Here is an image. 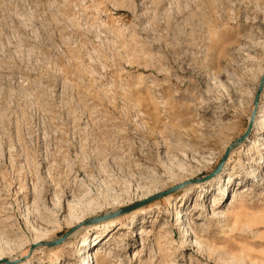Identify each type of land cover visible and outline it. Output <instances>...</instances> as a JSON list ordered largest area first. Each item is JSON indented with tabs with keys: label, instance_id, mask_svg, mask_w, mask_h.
<instances>
[{
	"label": "rangeland",
	"instance_id": "1",
	"mask_svg": "<svg viewBox=\"0 0 264 264\" xmlns=\"http://www.w3.org/2000/svg\"><path fill=\"white\" fill-rule=\"evenodd\" d=\"M262 69L264 0H0L6 256L34 227L45 242L73 230L70 205L85 222L211 174L248 129ZM262 127L208 191L124 216L97 245L91 229L30 249L27 264H264Z\"/></svg>",
	"mask_w": 264,
	"mask_h": 264
},
{
	"label": "bare ground",
	"instance_id": "2",
	"mask_svg": "<svg viewBox=\"0 0 264 264\" xmlns=\"http://www.w3.org/2000/svg\"><path fill=\"white\" fill-rule=\"evenodd\" d=\"M263 76H264V69H262L261 71H260V79L262 80V78H263ZM232 80L233 81H235L234 80V78H232ZM261 80H260V83H259V86H260V84H261ZM238 83L239 82H237V84H232V83H227L226 84V87L225 88H227V90L228 89H232L233 87L232 86H235V85H238ZM239 86V85H238ZM258 89H259V87H258ZM233 90V89H232ZM264 90V89H263ZM233 92H235V91H233ZM263 92V91H262ZM256 94H257V92H256ZM261 96H262V93H261ZM261 96H260V100H261ZM255 97H256V95H255ZM237 100V102L239 103V106L241 107L242 105H241V101L240 100H238V99H236ZM254 101H255V98H254ZM260 102L261 101H259V103H258V105L257 106H255L254 105V102H253V105H252V108H251V117H250V120L252 119V115H253V113L255 112V117H254V121H253V128L255 129V128H258V125H260V124H262V135H261V137H258V138H256L254 141H253V144H252V148L251 149H259V147H261V146H264V136H263V134H264V107L263 106H260ZM259 106H260V108H259ZM258 109H259V111H258ZM246 141H250V138H249V136L247 137V139L244 141V142H242V143H240V144H238V145H236L235 147L234 146H231V147H229L228 148V150H229V156H228V159H229V157H230V155H231V153L233 154L235 151L234 150H238V149H241L244 145H245V143H246ZM236 143V142H235ZM234 143V144H235ZM250 149V150H251ZM227 150V151H228ZM236 150V151H237ZM226 151V152H227ZM234 151V152H233ZM226 154V153H225ZM224 157V156H223ZM228 159H227V161H228ZM231 160V159H230ZM227 161H226V163H227ZM230 162V161H229ZM226 165V164H225ZM227 167H228V165H226L225 167H224V170L222 171V173L217 177V178H212V179H214L213 181H211L212 179H210V180H208V181H211L210 183H209V187L207 188L205 185H204V183H206V182H208V181H206V182H203V183H196V184H193V186H192V184L191 185H184L186 182H188V181H191V180H194V179H188L186 182H184V183H182V184H179V185H182V187H181V189L179 190V191H181V190H183V189H185V188H188V190H190V189H195V190H197V189H203V190H205V191H208L209 189H210V184H212L213 182H218V181H220V180H222V178H223V176H224V174L226 173V171L228 170L227 169ZM252 171V170H251ZM261 179V178H260ZM230 182H231V178H229L228 179V182H227V184L225 185H223L222 187H223V190L225 189H227L226 187L230 184ZM263 182V181H262ZM260 183H261V181H260ZM264 183V182H263ZM208 185V184H207ZM178 186V185H177ZM173 188V187H172ZM179 191H177V192H179ZM160 192V191H159ZM159 192L157 191L156 193H150V194H147V195H145V196H142L140 199H138V201L136 202V203H138V202H141V201H143V200H146V199H148V198H150V197H152V196H155V195H157V194H159ZM177 192H174V193H177ZM161 193V192H160ZM174 193H172V194H174ZM172 194H170V195H168V196H171ZM168 196H166V197H168ZM165 197V198H166ZM84 199V198H83ZM72 203V202H71ZM135 203V204H136ZM153 203V202H152ZM152 203H149V204H146V205H144V206H141V207H139V208H137V209H135V210H132V211H130L129 213H126V214H123V215H120V216H117V217H115V218H112V219H108V220H104V221H102V222H98V223H93V224H90V222L92 221V220H96L97 218H101V217H103V216H101V217H97V218H93V219H91V220H88V221H85V222H83L84 221V219H83V217L84 216H80L79 214H77L76 213V211H75V209L72 207V205H70V208H69V210H68V214L66 215V217H65V222L67 223V224H69V225H71L72 226V228H73V230H71V231H69L67 234H65L64 236H65V239H64V241L62 242V243H60V244H57V245H54V246H47V243H53V242H56V241H58V240H56V241H53V242H45V239H43V238H41V234L44 236L46 233H47V231H45V229L44 228H40L41 229V231L39 232L35 227H34V229H33V231L35 232V236H34V238H33V241L26 247V248H22V247H24L23 246V244L22 245H19V246H17V248L16 249H19V253L17 254V255H15L14 257L13 256H11V257H7L6 256V251L8 250V247L12 250L13 249V247L9 244V243H4V245L3 246H1L0 245V264H7V263H5V262H11L12 264H27L28 262H30V260L32 259V255L30 256V259L29 260H27V256H28V254H29V251H30V249H31V251H35V250H37V249H40V250H44V249H48L49 250V252L51 253V252H58L59 250H60V248H62V247H64V246H66L67 245V247L68 246H70L71 245V243H72V241L78 236V235H80V234H82V232H84L85 230H91V229H94V230H96V232H97V235H96V239H95V243H94V245H97L96 243L97 242H99V243H101V239H102V235H103V233H106V232H111V227H120V225H121V223H120V219L122 218V217H124V216H127V217H129V216H131L130 214H132V213H134L135 211H138V210H141V212H144V209H142V208H144V207H146V206H148V205H150V204H152ZM60 205V204H59ZM132 205H134V204H132ZM131 205V206H132ZM57 206V205H56ZM90 208V207H89ZM123 209V208H122ZM27 211H28V209H26ZM120 210V209H119ZM26 211V212H27ZM118 210H114V211H111L110 213H108V214H111V213H114V212H117ZM29 213V212H28ZM108 214H105V215H108ZM129 214V215H128ZM84 215V214H83ZM104 215V216H105ZM29 217V216H28ZM180 218V217H179ZM179 218H178V220H179ZM181 220H182V218H180ZM28 220V219H27ZM182 222V221H181ZM181 222L179 223L180 225H183V224H181ZM30 223V222H29ZM86 225H91L92 226V228L90 227V226H86ZM184 230H185V228H184ZM183 230V231H184ZM185 232H187V230H185ZM140 234H143V232H141ZM62 238V237H61ZM60 238V239H61ZM200 241H198L196 244L197 245H200V243H199ZM87 242H85V244H86ZM73 246V245H72ZM7 247V248H6ZM70 248V247H69ZM47 250V251H48ZM45 251V250H44ZM54 254V253H53ZM50 256V255H49ZM96 257V256H95ZM90 258H91V256L88 254V256H87V261H86V263L87 264H90L91 263V261H92V264H94V262H93V258L90 260ZM20 260H22L21 262H20ZM20 262V263H19ZM86 263H84V264H86ZM30 264V263H29Z\"/></svg>",
	"mask_w": 264,
	"mask_h": 264
},
{
	"label": "water",
	"instance_id": "3",
	"mask_svg": "<svg viewBox=\"0 0 264 264\" xmlns=\"http://www.w3.org/2000/svg\"><path fill=\"white\" fill-rule=\"evenodd\" d=\"M263 89H264V76H263V78H262V80H261V84H260V86H259V89L257 90V94H256L255 101H254V105H255V106H257L258 103H259V101H260V96H261V93H262ZM254 117H255V112H254L253 115H252V119L250 120V123H249L248 129H247V131L245 132V134H244L241 138H239V139L236 141V143L233 144L232 146L235 147L236 145H238V144L244 142V141L247 139V137L250 136V133H251V131H252V129H253V121H254ZM228 156H229V150L226 152V154H225L224 157L221 159V161H220V163L218 164V166L216 167V169H215L211 174H209V175H207V176H204V177H201V178H196V179H194V180L188 181V182H186L184 185H191V184L193 185V184H196V183H203V182H206V181H208V180L214 178L217 174H219V173L221 172V170H222L223 167L225 166L226 161H227V159H228ZM181 187H182V185L174 186L173 188H170L169 190H166V191H164V192H161V193H159V194H157V195H155V196H152V197H150V198H148V199H146V200H143V201H141V202H138V203H136V204H134V205H132V206L125 207V208H123V209L118 210L117 212H114V213H111V214L105 215V216H103V217H101V218H97L96 220L94 219V220H92V221L90 222V224H93V223L95 224V223H98V222H102V221H104V220L112 219V218H115V217H117V216H120V215H123V214L129 213L130 211L135 210V209H137V208H139V207H141V206H144V205H146V204H149V203L155 202V201H157V200H159V199L165 198L166 196H168V195H170V194H172V193H174V192L179 191V190L181 189ZM64 239H65V236H63L61 239H59V240L56 241V242H53V243H47V246H54V245L60 244V243H62V242L64 241ZM0 263H1V262H0ZM5 263H7V264H12L11 262H8V261L5 262Z\"/></svg>",
	"mask_w": 264,
	"mask_h": 264
}]
</instances>
